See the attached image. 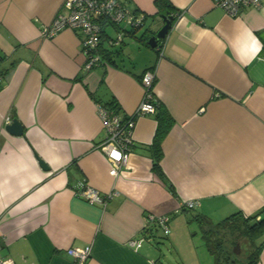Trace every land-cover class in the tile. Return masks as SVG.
I'll return each mask as SVG.
<instances>
[{
	"label": "crops",
	"instance_id": "crops-1",
	"mask_svg": "<svg viewBox=\"0 0 264 264\" xmlns=\"http://www.w3.org/2000/svg\"><path fill=\"white\" fill-rule=\"evenodd\" d=\"M62 1L0 0V257L77 264L65 250L89 245L85 264H213L194 217L215 223L264 206V0L235 16L213 0H169L176 15L161 53L138 39L163 24L154 0H125L145 15L143 31L89 71L79 33L41 35ZM151 67L154 96L173 120L161 143L164 178L152 170L153 114L136 118L114 177L97 104L113 100L130 115ZM14 118L21 135L5 129ZM81 183L113 194L105 206L88 202L75 194ZM150 214L170 217L176 261L146 238ZM259 256L264 264V248Z\"/></svg>",
	"mask_w": 264,
	"mask_h": 264
},
{
	"label": "built area",
	"instance_id": "built-area-1",
	"mask_svg": "<svg viewBox=\"0 0 264 264\" xmlns=\"http://www.w3.org/2000/svg\"><path fill=\"white\" fill-rule=\"evenodd\" d=\"M214 5L224 9L226 14L235 16L246 7H259V0H213ZM146 18L143 13H137L128 6L125 0H63L56 14L41 30L44 38H51L59 31L71 29L80 34L82 52L85 57L84 69L104 64L105 60L100 56L101 45L116 47L130 32L142 28ZM111 27L114 35L106 32ZM161 53V40L157 41ZM154 67L147 68L140 79L143 87L142 97L136 109L129 114L123 115L119 111L97 104L98 117L102 120L106 132L105 139L99 144L100 149L106 155L109 163V174L119 176L124 167L133 145V126L137 117L156 112V98L153 93V85L156 80ZM2 74L0 73V83ZM75 194L91 203L106 205L113 191L101 194L95 188L81 183L74 190ZM198 204L195 200L184 202V206L193 209ZM155 222V226L162 229L164 235L169 233L168 215H149ZM143 238L132 240V245L138 247ZM91 247H70L65 252L72 257L77 264H85L90 256ZM0 264H14L10 258L0 257Z\"/></svg>",
	"mask_w": 264,
	"mask_h": 264
},
{
	"label": "trees",
	"instance_id": "trees-1",
	"mask_svg": "<svg viewBox=\"0 0 264 264\" xmlns=\"http://www.w3.org/2000/svg\"><path fill=\"white\" fill-rule=\"evenodd\" d=\"M154 6L157 8L158 14H172L175 18L176 14L171 12L173 6L169 0H154ZM144 32L139 35L138 39H143L146 44L150 34L147 33L146 36ZM134 34L135 32L132 31L128 35L134 36ZM122 42H124V38ZM122 42L119 45H122ZM114 48L101 45L99 52L102 59L110 61V55L117 51ZM155 102L156 112L154 116L156 117L157 125L155 126L156 130L149 151H151L152 155V170L162 179L164 178V173L159 163L162 157L161 143L173 120L167 110L159 102ZM99 103L119 111V106L113 100L105 104ZM194 220L197 222L200 234L205 242L204 246L212 255L213 264H258L259 254L264 248V206L251 215H244L242 212L236 211L215 223L210 221L208 217L206 218L205 215H196ZM151 229V227L144 229L147 234L146 238H153ZM240 238L247 242L246 244L249 247L245 256L242 253L236 254L233 251V247H231L235 243L240 242Z\"/></svg>",
	"mask_w": 264,
	"mask_h": 264
},
{
	"label": "water",
	"instance_id": "water-1",
	"mask_svg": "<svg viewBox=\"0 0 264 264\" xmlns=\"http://www.w3.org/2000/svg\"><path fill=\"white\" fill-rule=\"evenodd\" d=\"M160 17L163 20V24L160 28L156 29V31H153L152 33L150 32V36L147 39V44L154 48L157 45V41L159 40H163V38H165V36L167 35V33L169 32L170 28L172 27V23L174 20V17L172 14H160ZM5 129L9 132L12 133L14 135H21L23 134L24 131V127L21 124V122L19 120H17V118L11 119V122L5 125ZM38 162L41 166V168L47 170V164L41 159L38 158ZM238 244H236L237 248H234L233 251L235 253L239 252L238 249Z\"/></svg>",
	"mask_w": 264,
	"mask_h": 264
},
{
	"label": "rangeland",
	"instance_id": "rangeland-1",
	"mask_svg": "<svg viewBox=\"0 0 264 264\" xmlns=\"http://www.w3.org/2000/svg\"><path fill=\"white\" fill-rule=\"evenodd\" d=\"M151 19H150V21H152ZM142 29H144V28L142 27ZM142 29H140L141 32L143 31ZM156 29H158V28H155L154 31H156ZM109 33L111 35H114V32H112V30H110ZM125 40L126 39H124V41ZM121 46L122 45H117L114 49L120 48ZM151 228H152L151 230H152L153 238L158 242L159 247L163 249L161 253L165 254V256H166L165 260L169 259L171 261H176L177 256L174 254L175 252L169 244V239L163 234L162 229L160 227L154 226V225ZM195 229H196V227H195ZM190 230H193V225L190 226ZM246 243L247 242H244V240L242 238H240V242L235 243L234 246L232 245L231 247H233V249L237 248L236 244H238L239 245L238 246V249H239L238 253H242L245 256V254L247 253V250L249 248L248 244H246ZM238 253H236V254H238Z\"/></svg>",
	"mask_w": 264,
	"mask_h": 264
}]
</instances>
